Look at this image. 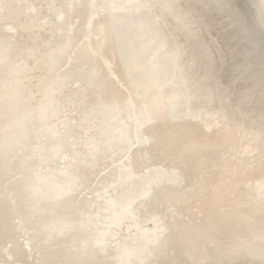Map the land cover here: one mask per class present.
I'll return each instance as SVG.
<instances>
[{
  "label": "bare ground",
  "instance_id": "bare-ground-1",
  "mask_svg": "<svg viewBox=\"0 0 264 264\" xmlns=\"http://www.w3.org/2000/svg\"><path fill=\"white\" fill-rule=\"evenodd\" d=\"M205 1L0 0V264H264V0Z\"/></svg>",
  "mask_w": 264,
  "mask_h": 264
},
{
  "label": "rangeland",
  "instance_id": "rangeland-1",
  "mask_svg": "<svg viewBox=\"0 0 264 264\" xmlns=\"http://www.w3.org/2000/svg\"><path fill=\"white\" fill-rule=\"evenodd\" d=\"M179 1V0H178ZM188 1H191V0H188ZM225 1H227V0H223V2L226 4V2ZM232 0H230V2H231ZM227 2H229V0L227 1ZM230 2L228 3V4H230ZM232 3H233V9L231 8V10L232 11H235V12H239V13H242L243 14V11H242V8H241V6H240V4L237 2V0H235V2L234 1H232L231 2V4L230 5H232ZM192 4V6H190ZM204 5L201 7V11H203V9L204 10H206V9H208L209 8V6L211 5V1H205L204 3H203ZM174 5H175V3H174ZM176 6V5H175ZM196 6V4L195 3H191V2H188V5L186 6V9H188V8H190V9H192L191 11H193L194 12V14L192 15V17L194 18V19H196V18H201V16L203 17V12H201L200 11V9H198V7H197V9H196V12H195V7ZM235 9V10H234ZM201 13V14H200ZM199 14V15H198ZM195 15H196V17H195ZM201 15V16H200ZM209 17H207V19L208 20H203L202 18V20L204 21V22H211L212 23V20H213V18H212V15H208ZM211 20V21H210ZM202 21V22H203ZM216 22H217V20H216ZM219 22V21H218ZM228 22V21H227ZM227 22H219L220 23V25L222 24V25H224V26H222V27H224V28H220V27H218L219 25V23H216V26H217V28H216V31H217V33L218 34H215L216 33V31H215V28L214 29H212L213 31L211 32V28H213L214 26H213V24L215 23V21H214V23L213 24H210V25H212L213 27H210V29L208 28V26H206V30H207V32H209V33H207V35L208 36H206L207 37V39H208V37H209V35H210V37L212 38L211 39V41H213L215 44H216V47H219L220 48V50L221 51H223L222 52V54L221 55H214V58L216 57H218L217 58V60H216V58L214 59H209V58H207V59H205L204 61H201L200 62V65L199 66H203L204 67V70L202 71L203 72V75H199L200 77H199V80H198V78L196 77V79H195V77H194V79L192 78L191 79V81L189 80V83L191 84V83H193V82H195V81H199V82H196V83H198V84H200L201 83V85H198V84H196V88H198V91H199V94H200V92L202 93V95L204 94V98L202 97V95H200L204 100L207 98L208 99V101L209 100H216V102H213L214 104H212V102L210 103V101H209V103H208V101H207V99L205 100V102H203L204 100L200 97L199 98V95H198V98L197 97H195V99H193V103H195L194 104V106L196 105V106H199V107H201L202 108V110H204V108L205 107H207L206 109H208V108H210L212 111H217V110H220L219 108H222L223 109V111H224V104L226 105V104H228V105H232L231 107H233V105H234V108L235 107H237V108H235L236 110H238V111H236V113H233V111L231 112V110H229L230 111V113H231V115H229L230 113H229V111H227V109H225V115L226 116H224L226 119H228L227 118V115H229V118L231 119V121L233 120V122L234 123H236L234 120L235 119H237V123L240 121L239 119H240V117H238V116H241V119L242 118H247L246 116H248V117H251V116H253L254 115V111H255V101H254V103L255 104H253V100H255V97L253 96V97H247V101H245L246 100V98H245V102H243L242 101V99L241 98H244V96L246 97V96H248V95H246V91H244V90H246V89H248V88H245V86L246 87H248L249 86V84H250V82L249 81H247L246 82V77H248L247 75H246V73L242 70L243 69V66H241L240 65V63H238L237 62V57L239 56V54H240V49H241V45H242V40H243V38H240V34L239 35H237V34H235V36H233L232 38H230V37H228V35L226 34V33H228V31H229V33H231L233 30L235 31H237V28L235 29V26H233V28H232V26L230 27V25H232V24H228ZM232 23V22H231ZM206 24V23H205ZM229 26V28H227ZM219 28V29H218ZM219 31H218V30ZM221 29V30H220ZM225 29V30H224ZM224 30V31H223ZM203 31V30H202ZM226 31V32H225ZM204 32V31H203ZM214 32V33H213ZM213 34V35H212ZM214 34H215V36H214ZM212 35V36H211ZM237 37H239V39L237 38ZM214 38V39H213ZM217 38V39H216ZM236 38V39H235ZM210 39V38H209ZM225 39V40H224ZM234 39V40H233ZM193 40V39H192ZM237 40V41H236ZM241 42V44H240V42ZM208 42V41H207ZM218 42V43H217ZM213 43V44H214ZM215 44H214V46H215ZM222 45V46H221ZM198 47H196V49H197V51H199L200 49H199V47H200V45H197ZM231 46V47H230ZM201 51V50H200ZM233 52V53H232ZM187 53V49L185 50V57H183V58H187V57H189V54L187 55L186 54ZM200 53H202V51L200 52ZM224 57L227 59V60H225L224 59ZM224 61H223V60ZM233 60V61H232ZM187 61V60H186ZM206 61V62H205ZM211 61V63L212 64H214V66H216V64H217V67H216V70H215V67H213V65L211 66V65H209L210 63L209 62ZM214 61V62H213ZM216 61H217V63H216ZM218 61H221V62H219L218 63ZM226 61V62H225ZM207 62L209 63V64H207ZM236 62V63H235ZM205 63L207 64V65H205ZM224 63V67H225V69H224V67L221 65V64H223ZM233 65H232V64ZM225 64H226V66H225ZM238 64V65H237ZM211 67V69H214V71L213 70H211L210 68H208L209 66ZM218 65H219V67H218ZM221 65V66H220ZM236 65V66H235ZM208 66V67H207ZM232 68H231V67ZM233 66H235V67H233ZM205 67H206V70H207V73H206V70H205ZM228 67H230V69L228 68ZM239 67H240V69H239ZM241 67H242V69H241ZM208 69H209V71H208ZM222 70V71H220V70ZM229 69V70H228ZM231 70H233V71H231ZM217 71V72H216ZM234 71H235V73H234ZM209 72V73H208ZM210 72H212L214 75V77H212V73H210ZM223 72V73H222ZM227 72H228V74H227ZM230 72V73H229ZM231 72H232V74L234 73L235 75H231ZM244 72V73H243ZM222 73V74H221ZM225 73V74H224ZM237 73H238V75H237ZM205 74H207L206 76H205ZM218 76V77H216V76ZM221 75H223L225 78H223L222 79V77L223 76H221ZM237 75V76H236ZM239 75H240V77L243 79H241L240 80V78H237V77H239ZM243 75H244V77H243ZM246 75V76H245ZM202 76H204V78L202 77ZM210 76V77H209ZM221 76V77H220ZM231 76H234V77H231ZM208 77V78H207ZM229 79H228V78ZM213 78V79H212ZM214 78H217V80L214 82ZM235 78V80H232V79H234ZM237 78V79H236ZM245 78V79H244ZM201 79V80H200ZM211 79V80H210ZM224 80H226V82H224L223 83V81ZM248 79V78H247ZM232 80V82L233 81H235V83H232V82H230ZM239 81V83H237L238 81ZM249 80V79H248ZM200 81H202V82H200ZM217 81H218V83H217ZM221 81V82H220ZM242 81H244V83H242ZM206 83V84H205ZM221 83H223L224 85H225V89L223 88V84H221ZM226 83V84H225ZM232 83V84H231ZM236 83L238 84L237 86H236ZM217 84V85H216ZM233 84H235V85H233ZM246 84V85H245ZM204 85H205V87H207V86H209V88H207L208 89V94H207V89L206 88H204ZM213 87H212V86ZM215 85V86H214ZM221 86V88L222 89H224V90H226L227 89V91H226V94H225V91L223 90V93L226 95H224V98H226V100L223 98V96H221V94L222 93H218L219 91H220V86ZM223 85V86H222ZM228 85L230 86V87H228ZM231 85H232V88L233 89H231ZM243 85V86H242ZM199 86H201L202 88H204L205 89V92H204V89L203 90H201V88L199 87ZM217 86H218V88H217ZM240 86V87H239ZM242 86V87H241ZM194 87V88H195ZM237 87V89L236 90H234L235 88ZM244 87V90L242 89ZM220 88V89H219ZM200 89V90H199ZM213 89H215V90H213ZM222 89H221V91L220 92H222ZM228 89H229V91H228ZM243 90L244 91V95H243V93H239V92H243V91H241V90ZM218 90V91H217ZM209 91H211V92H209ZM235 91V92H234ZM229 92V93H228ZM215 93V94H214ZM231 93H233V96H232V98H231ZM235 93H237V95L235 94ZM212 94H214V95H212ZM217 94V95H216ZM241 96H240V95ZM248 94V93H247ZM207 95V96H206ZM220 95V97H218ZM223 95V94H222ZM228 95V96H227ZM206 96V97H205ZM210 96V97H209ZM240 96V97H239ZM210 99H209V98ZM212 97H215V98H212ZM228 97H230V98H228ZM239 97V98H238ZM196 98H197V100H196ZM219 98H220V100H219ZM239 100H238V99ZM252 98V99H251ZM198 99H200V101L198 100ZM221 99H223V100H221ZM195 100L197 101V104H196V102H195ZM203 100V101H202ZM225 100V101H224ZM230 100V101H229ZM250 100V102H248ZM252 100V101H251ZM219 101H221V102H219ZM224 101V102H223ZM229 101V102H228ZM237 101H241L240 103L238 102V105L236 104L237 103ZM198 102L202 105V104H204V105H202V106H200V104H198ZM202 102V103H201ZM223 102V103H222ZM226 102V103H225ZM252 102V103H251ZM217 103V104H216ZM218 103H219V105H218ZM245 103V104H244ZM207 104H209V105H207ZM216 104V105H215ZM223 104V105H222ZM236 104V105H235ZM243 105V106H241L240 107V105ZM248 104H252L251 105V107H249L250 105H248ZM206 105V106H205ZM245 105H248V106H246V107H244ZM254 105V106H253ZM195 106V107H196ZM221 106V107H220ZM223 106V107H222ZM227 106V105H226ZM238 106H239V108L241 109L242 107L244 108H242L241 110H243V111H245V109H247L248 108V110H246L244 113L238 108ZM253 106V107H252ZM214 107V108H213ZM218 107V109L216 110V108ZM230 107V106H229ZM196 108H198V107H196ZM252 108V109H251ZM213 109H215V110H213ZM222 109H221V111H222ZM250 109H251V111H253L252 113L250 112ZM239 110L242 112H240L239 114H238V112H239ZM227 112H228V114H227ZM247 112V113H246ZM237 115V117H236V115ZM243 114H247V115H243ZM223 115H224V113H223ZM243 115V116H242ZM235 116V117H234ZM256 116V115H255ZM232 117H233V119H232ZM235 118V119H234ZM232 122V123H233ZM236 123V124H237ZM246 123H247V125L249 124V122L248 121H246ZM246 125V126H247ZM245 126V131L247 130L249 133H250V131H252L253 132V128L251 127V124H249L247 127H248V129H247V127ZM250 127H251V129H250ZM250 130V131H249ZM250 136L252 135V134H249ZM264 150V147L262 148V151Z\"/></svg>",
  "mask_w": 264,
  "mask_h": 264
},
{
  "label": "water",
  "instance_id": "water-1",
  "mask_svg": "<svg viewBox=\"0 0 264 264\" xmlns=\"http://www.w3.org/2000/svg\"><path fill=\"white\" fill-rule=\"evenodd\" d=\"M5 164V163H4ZM6 166V165H5ZM13 247V244L11 245ZM11 255L13 256V253H11Z\"/></svg>",
  "mask_w": 264,
  "mask_h": 264
}]
</instances>
